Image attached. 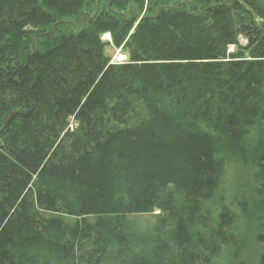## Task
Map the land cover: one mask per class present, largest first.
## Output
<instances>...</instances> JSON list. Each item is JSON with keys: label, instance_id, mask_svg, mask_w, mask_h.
I'll return each instance as SVG.
<instances>
[{"label": "trees", "instance_id": "1", "mask_svg": "<svg viewBox=\"0 0 264 264\" xmlns=\"http://www.w3.org/2000/svg\"><path fill=\"white\" fill-rule=\"evenodd\" d=\"M261 248L264 0H0V264Z\"/></svg>", "mask_w": 264, "mask_h": 264}, {"label": "rangeland", "instance_id": "2", "mask_svg": "<svg viewBox=\"0 0 264 264\" xmlns=\"http://www.w3.org/2000/svg\"><path fill=\"white\" fill-rule=\"evenodd\" d=\"M104 38L110 39V35L107 34L104 36ZM241 42L245 44L247 40L244 37H241ZM234 49H235L234 46L230 47V51H233ZM108 52L112 55L113 62H122L126 58L125 55L122 52H120V50H115L112 47L108 49ZM132 219L136 222L138 221L142 227H145L147 229L151 225L154 224L156 217H155V214H141V215L133 216ZM261 250H264V248H261ZM251 256H252V253L245 254L244 259L246 261H249Z\"/></svg>", "mask_w": 264, "mask_h": 264}, {"label": "bare ground", "instance_id": "3", "mask_svg": "<svg viewBox=\"0 0 264 264\" xmlns=\"http://www.w3.org/2000/svg\"><path fill=\"white\" fill-rule=\"evenodd\" d=\"M109 37V36H108Z\"/></svg>", "mask_w": 264, "mask_h": 264}]
</instances>
